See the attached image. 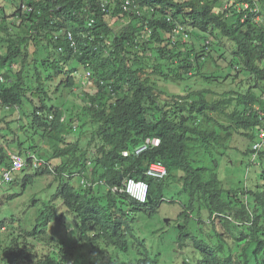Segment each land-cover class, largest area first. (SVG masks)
<instances>
[{
    "label": "trees",
    "instance_id": "obj_1",
    "mask_svg": "<svg viewBox=\"0 0 264 264\" xmlns=\"http://www.w3.org/2000/svg\"><path fill=\"white\" fill-rule=\"evenodd\" d=\"M223 1L231 0H0V185L14 181L5 174L14 178L18 172L11 154L26 160L21 170L33 171L24 184L54 166L55 197L79 219L80 238L125 249L115 214L127 199L108 195L101 202L71 183L87 171L72 133L89 127L94 148L105 153L89 176L111 183L121 173L137 178L159 159L168 175L148 180L153 202L171 189L174 197L186 198L182 216L193 213L199 223L204 210L210 219L216 213L209 223L224 218L228 232L220 244L193 238L201 254L197 264H264V0H234L221 10ZM124 19L126 26L115 30L113 24ZM192 77L217 86L164 99L158 94L159 81ZM87 82L97 93H76L80 112L68 115L76 108L66 102L68 94ZM10 109H20L24 123L19 114L7 119ZM147 136L159 137L161 145L136 158L121 155ZM235 136L244 139L246 166L254 168L250 182L237 189L225 188L219 176ZM10 143L16 151H9ZM35 154L47 161L36 170L30 158ZM48 207L41 213L45 221ZM29 230L19 225L9 233L0 264H63L48 253L28 254L26 240L39 231Z\"/></svg>",
    "mask_w": 264,
    "mask_h": 264
},
{
    "label": "rangeland",
    "instance_id": "obj_2",
    "mask_svg": "<svg viewBox=\"0 0 264 264\" xmlns=\"http://www.w3.org/2000/svg\"><path fill=\"white\" fill-rule=\"evenodd\" d=\"M223 5L224 2L222 3V6ZM123 25L126 26L121 22L113 24L115 30H119ZM183 37L184 39L186 38L184 35ZM195 42L197 43V40H195ZM221 43L229 51L231 50L232 45L227 39L222 38ZM196 46L200 49L199 42ZM220 63L221 67H224V64L222 62ZM208 67L210 70L211 67ZM216 86V82H214V84H209L201 77H192L182 84L181 82L176 84L169 81H159L158 90L162 92H158V94L164 99L174 94H180L185 88L187 93H192L204 87L216 88ZM223 86H225V83H223ZM95 91L94 83L92 85L89 82L86 84L82 83V86L75 87L73 94H68L67 97L69 98L66 102L69 101L70 105L76 102V108L68 113V115L71 114L74 116V114L80 112L82 103L76 93H95ZM60 92L62 91H59L57 95ZM60 102L62 103V100H60ZM25 109L26 111L29 110L28 105ZM20 111V109H10L6 112V114H8L7 119L12 120L19 114V117L22 118L20 119V123H24V116ZM1 116L2 112H0V117ZM72 134L74 135L71 139H76V132L73 131ZM89 136L90 132L88 135L85 134L81 136L80 144L82 147H87L86 142ZM231 142L233 148L227 150L224 154L225 158L221 159L219 176L225 188L232 187L237 189L246 185V182H250L254 174V168L253 166L249 168L246 166L249 158L242 151L246 146L244 139L235 136ZM9 147V151H16L14 144L10 143ZM92 150L93 149L89 147V152ZM39 156L44 158V155ZM87 156L91 157L90 155ZM225 161L229 163H225ZM31 173H33V171L21 170L14 174L13 182L0 185V222L10 227L9 230L8 228L6 229L8 230L7 232L0 231V250L4 246V242L8 238H11L9 233L12 230H16L19 225L24 230H29L34 226H37L39 229L44 228L47 235L59 238L61 242L70 243L72 240L78 238L75 218L66 210L61 200L55 197L56 182L53 180V176H35L32 183L24 184V176ZM224 180L226 185L224 184ZM72 184L77 186L78 179H73ZM170 190L165 191V197L167 199L174 197ZM174 198L176 200L174 203L168 201L161 203L157 212L151 216H149L148 212L138 211L132 216L134 220H131V217H126V223L132 227V235L129 237V258L127 259L125 254L119 253V259L115 256V258L109 260L110 264H135L137 258L142 254L151 259H156L157 264H183L184 260H188L189 264H194L192 258L193 252H195L197 257H201V254L197 249L198 252L191 249L193 238L201 239L209 244L217 245L220 243L222 236L224 237L228 232L225 233L223 229L225 222L224 218L218 217L214 223H208L207 220L203 219L204 223L202 224L194 222L191 218L188 222L190 225L188 229L189 234L184 236L185 245L180 249L177 238L179 229L177 227L183 223L182 220L179 219L176 221L175 219L177 218L176 215L181 212V205L185 204L186 198L182 195L175 196ZM45 205H49L47 212L50 216L46 223H44L46 217L41 216L42 209ZM58 215H62L61 219H58ZM204 218H206V215ZM169 219L170 221L166 222V220ZM142 240L145 243L144 246L140 243ZM83 264H86V261H84Z\"/></svg>",
    "mask_w": 264,
    "mask_h": 264
},
{
    "label": "clouds",
    "instance_id": "obj_3",
    "mask_svg": "<svg viewBox=\"0 0 264 264\" xmlns=\"http://www.w3.org/2000/svg\"><path fill=\"white\" fill-rule=\"evenodd\" d=\"M238 1V0H237ZM224 5L220 8L225 9L227 8L229 5H231L234 0H231V3H227L226 1H223ZM226 5V6H225ZM102 6V4H101ZM245 7L246 4H245ZM220 11V10H219ZM123 24H127L128 21L127 20H121L119 21ZM171 35V34H170ZM69 36V35H68ZM169 36V35H168ZM166 36V37H168ZM71 37L73 39V36L71 34ZM70 39V40H72ZM174 39V38H172ZM91 73L90 70H87L86 74ZM2 75V74H0ZM84 78L86 80H88L87 75L84 76ZM172 83H176L174 81H170ZM185 82L182 81L181 84ZM180 83V82H179ZM176 83V84H179ZM181 86V85H180ZM184 87V86H182ZM96 89V87H95ZM186 89V88H185ZM181 92L180 94H185V92L187 91ZM97 93V89L95 91V93H91L93 95H95ZM177 95V94H174ZM173 95H171L172 97ZM75 128V132H76ZM80 131L78 130L77 134H75L76 139H73L72 141L74 142H78L79 140V144H80V138L81 136H84L85 134L88 135V133L90 132V136L88 141L86 142L87 147H82L81 144V148L80 150L85 154L84 155V163L87 166V171L82 172L77 174V176H74L76 179H78V185L75 186L74 184H72L75 188H87L90 189L92 191V194L98 195L97 197H99L98 201L104 202L106 200V197L109 195L111 197H115V198H126L127 199V203L128 205H124L122 209V211L117 210L116 211V217H118L120 219V221H118L121 224V233H122V238L120 240L121 245L125 246V249H118L114 246H112L113 244H105L104 242H99L97 244H91L88 243L86 240L81 239L80 238V232H79V219L75 218L76 220V224H77V229H78V238L75 240H72L70 243H66V242H61V240L59 238H56L54 236H49L46 233V230L44 228L39 229L38 228V232L35 236H33L32 238H28L27 244H28V254L36 255V254H41V253H48V255L50 257H52L53 259L62 261L63 264H83L84 261H86V264H108L109 260L112 258H115V256H117V258L119 259L118 255L120 254H125V256L127 257V259L129 258V237L132 235V227L126 223L125 219L126 217H131V220H134V218H132L133 214L135 212L138 211H145L148 212L149 216L153 215L154 213L157 212L159 206L161 205V203L168 201L170 203H174L176 200L174 197H172L171 199H167L164 195V197L160 200V201H156L153 202V198L152 195L150 193V186H149V179H154V180H163L167 177L168 175V169L166 164L162 161V160H153L150 161L146 164L145 166V170L144 173L142 174L141 177H133L130 175H123L122 173L119 175V180L118 182H109L108 180L104 179V178H98L97 176H89L90 171L92 170L93 164L95 161L98 160H102L105 157V153L99 152L97 149L94 148V144H96V140L92 139V130L89 127H86L84 129L83 134L80 135L79 133ZM91 140V143L89 144ZM161 145V139L157 136H147L141 143H139L136 146H132L128 149H124L123 151H121V155L123 157L126 158H136L139 157L142 153L148 152L152 149H156ZM89 147H91L93 150L89 152ZM87 155H90L91 157H88ZM11 159H12V167L13 169L17 172H19L22 168L25 167L26 164V160L23 159L20 155L17 154H11L10 155ZM18 157L20 158V165L15 167L14 166V158ZM32 159V168L33 169H38V168H42L44 166V164L47 162L46 161V156L44 158L40 157L39 155H31L30 157ZM53 164V163H52ZM114 169L116 168V170H121L122 167L119 163L115 162L114 163ZM48 169L51 171L50 174L47 175H52L53 177H56L54 175L55 171H54V166H49ZM6 177H8L9 179H7V181H13V177L8 174H5ZM72 183V182H71ZM182 209L184 208V204L181 205ZM182 212V210H181ZM181 212L176 215L177 218L175 219L176 221H178L179 219L182 220V225H178V229H179V234L181 232V236L178 238V242H179V248L182 249V247L185 245L184 244V236H186L183 233V230L185 232L188 233V229H189V220L192 218L194 220V222L198 223V218L196 216H194V214H186L185 216L181 215ZM71 214V213H70ZM72 215V214H71ZM202 219L207 220V222L209 223V220H212L214 217H216V213L214 215H212L211 219L208 217L207 211H202L201 213ZM206 215V218H204V216ZM115 217V218H116ZM114 218V220H116ZM61 219V218H59ZM117 221V220H116ZM169 220H166V222H169ZM48 222V220L46 219L45 223ZM204 223V221H200L198 224H202ZM237 223H239V220H237ZM4 225H6L5 223H3ZM8 227V230L10 229V227L8 225H6ZM33 227V228H34ZM182 227V228H181ZM6 228V227H5ZM5 228H1L0 231L2 232H7L8 230H6ZM33 228H31L29 231H31ZM182 231H180L181 229ZM179 236V235H178ZM51 239H53V241H50ZM110 240L115 243V244H119L116 240L115 237L110 238ZM206 242V241H204ZM140 243L144 246V241H140ZM207 244H209L208 242H206ZM220 244V243H219ZM213 247H215V244H209ZM218 245V244H217ZM191 249L197 251L193 245V240L191 243ZM122 248V247H121ZM126 250V251H124ZM199 251V250H198ZM197 251V252H198ZM200 253V251H199ZM194 264H197V256L195 254V252H193L192 255ZM140 260H147L148 262H150L151 264H157L156 259H151L150 257L142 254L140 257L137 258V261L135 264H138V262ZM110 264V263H109ZM121 264H125V263H121ZM183 264H189L188 260H184Z\"/></svg>",
    "mask_w": 264,
    "mask_h": 264
},
{
    "label": "built area",
    "instance_id": "obj_4",
    "mask_svg": "<svg viewBox=\"0 0 264 264\" xmlns=\"http://www.w3.org/2000/svg\"><path fill=\"white\" fill-rule=\"evenodd\" d=\"M127 2H128V0H127ZM229 3H231V2H229ZM106 5V4H105ZM102 6H104V4H102ZM226 6V5H225ZM247 6V5H246ZM124 8L126 9L127 8V6L125 5L124 6ZM170 18L168 17V20H169ZM69 35V39H72V37H71V34H68ZM0 82H4V78H3V76L2 75H0ZM14 166L15 167H17V166H19L21 163V161H20V158H18V157H15L14 158Z\"/></svg>",
    "mask_w": 264,
    "mask_h": 264
}]
</instances>
